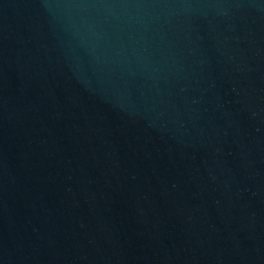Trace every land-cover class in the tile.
<instances>
[{
	"label": "water",
	"instance_id": "1",
	"mask_svg": "<svg viewBox=\"0 0 264 264\" xmlns=\"http://www.w3.org/2000/svg\"><path fill=\"white\" fill-rule=\"evenodd\" d=\"M0 264H264V0H0Z\"/></svg>",
	"mask_w": 264,
	"mask_h": 264
}]
</instances>
